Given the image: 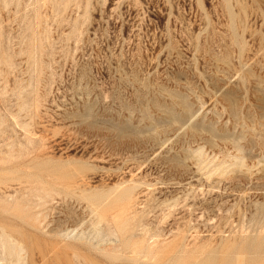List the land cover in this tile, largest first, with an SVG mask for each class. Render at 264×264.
Returning <instances> with one entry per match:
<instances>
[{
    "label": "rangeland",
    "instance_id": "obj_1",
    "mask_svg": "<svg viewBox=\"0 0 264 264\" xmlns=\"http://www.w3.org/2000/svg\"><path fill=\"white\" fill-rule=\"evenodd\" d=\"M0 238L264 264V0H0Z\"/></svg>",
    "mask_w": 264,
    "mask_h": 264
},
{
    "label": "bare ground",
    "instance_id": "obj_2",
    "mask_svg": "<svg viewBox=\"0 0 264 264\" xmlns=\"http://www.w3.org/2000/svg\"><path fill=\"white\" fill-rule=\"evenodd\" d=\"M29 138H30V137H29ZM26 180H27V179H26ZM23 181H24V180H23ZM24 184H26V183H24ZM26 185H27V184H26ZM22 189H24V188H22ZM28 191H29V190H28ZM45 193H46V192H45ZM124 197H125V196H124ZM130 197H131V195H130ZM131 198H132V197H131ZM100 205H101V204H100ZM97 210H98V209H97ZM103 214H104V213H103ZM109 216H110V215H109ZM102 217H104V216H102ZM103 219H104V218H103ZM120 223H121V222H120ZM118 225H119V224H118ZM124 225H125V224H124ZM120 228H123V226H120L119 229H120ZM130 229H131V228H130ZM130 229H128V230H130ZM122 230H123V229H122ZM124 231H125V229H124ZM124 231H123V232H124ZM0 239H1V238H0ZM0 244H1V243H0ZM125 244H126V243H125ZM0 246H1V245H0ZM1 247H2V246H1ZM139 250H140V249H139Z\"/></svg>",
    "mask_w": 264,
    "mask_h": 264
}]
</instances>
